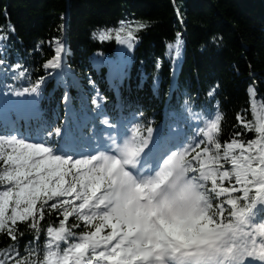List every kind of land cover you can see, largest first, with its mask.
<instances>
[{"label":"snow or ice","instance_id":"obj_1","mask_svg":"<svg viewBox=\"0 0 264 264\" xmlns=\"http://www.w3.org/2000/svg\"><path fill=\"white\" fill-rule=\"evenodd\" d=\"M175 13L181 30L137 79L143 88L150 77L161 98L167 80L169 112L160 125L128 101L110 106L91 75L85 84L68 63L66 36L33 47L52 51L34 76L17 55L16 26H0V239L8 241L0 264H264V81L249 71L247 108L225 138L223 85L212 81L193 94L199 67L181 82L187 41L179 6ZM151 27L120 19L92 32L122 46L108 81L118 100L130 53ZM222 47L223 37L210 35L199 50Z\"/></svg>","mask_w":264,"mask_h":264},{"label":"trees","instance_id":"obj_2","mask_svg":"<svg viewBox=\"0 0 264 264\" xmlns=\"http://www.w3.org/2000/svg\"><path fill=\"white\" fill-rule=\"evenodd\" d=\"M175 6H179L183 13L187 41L181 82L189 76L190 69L194 76V70L199 67L201 82L190 80L193 94L196 89L206 90L212 81L223 85L218 99L222 101L225 112L224 131L227 138L236 124L237 112L247 108L249 71L255 74L258 81H264V0H175ZM175 6L173 0H0V26L7 28L9 23L16 26L23 40L17 55L24 56L21 62H26L34 76L43 75L40 66L52 55V51L47 44L42 51H33V47L41 40L66 36L71 48L68 63L85 84L86 78L91 75L108 96L110 106L128 101L160 124L167 118L165 112L167 115L169 112L167 80L161 98L153 94L150 77L143 88H137V79L145 71L152 72L153 55L162 54L164 43L171 41L173 34L181 30ZM6 16L10 17V21ZM62 16L66 19L62 20ZM120 19L146 20L152 27L143 34V40L135 51L130 53L132 59L127 66L129 78L122 86L118 100L108 81L110 64L120 60L122 46L114 41L101 43L94 40L92 32L98 27L114 26ZM61 24L67 25L64 33L58 32ZM210 35L222 36L223 47L202 54L200 45ZM97 53L103 55L98 56ZM96 61L101 62L99 66ZM142 61L147 62L146 67L141 64ZM164 74L167 76V69ZM53 86L51 83L48 85L45 97L52 92ZM258 88L259 94L264 95V84H258ZM71 92L73 96L77 95L75 88ZM62 95L63 88L56 92V101ZM46 102H49L48 99ZM172 104L174 108L179 107V94ZM248 118H251L250 113ZM7 242L0 239V247Z\"/></svg>","mask_w":264,"mask_h":264}]
</instances>
